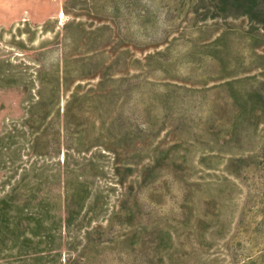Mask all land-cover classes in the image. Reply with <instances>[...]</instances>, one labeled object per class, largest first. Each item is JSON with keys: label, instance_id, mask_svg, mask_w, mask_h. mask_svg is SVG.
<instances>
[{"label": "rangeland", "instance_id": "rangeland-1", "mask_svg": "<svg viewBox=\"0 0 264 264\" xmlns=\"http://www.w3.org/2000/svg\"><path fill=\"white\" fill-rule=\"evenodd\" d=\"M207 2L79 0L64 12V0H0V264H264V30L245 17L198 21ZM101 25L138 60L107 140L186 158L154 186L122 187L96 149L63 161L70 93L50 90L66 73L69 90L98 82L81 74L107 59L92 51ZM88 108L73 104L83 121Z\"/></svg>", "mask_w": 264, "mask_h": 264}, {"label": "trees", "instance_id": "trees-1", "mask_svg": "<svg viewBox=\"0 0 264 264\" xmlns=\"http://www.w3.org/2000/svg\"><path fill=\"white\" fill-rule=\"evenodd\" d=\"M203 1V0H202ZM79 0H64L65 8H75ZM200 3H197L194 7V15L198 21L214 20L222 17H245L251 23H254L264 30V0H208L200 12ZM109 25H101L96 27L95 32L98 34L95 38V45L92 51H94L95 57H97L103 50L107 49V59L104 64L94 66L90 71L83 72L82 77H86L91 80H98L95 85H77L73 90L68 88V74L66 73L65 84L57 86L50 90L52 99H57L59 92L70 93L65 107V115L62 120L60 137L58 144L61 150L64 149V163L68 162L67 153L70 149L78 153H88L92 149L98 150L100 154L104 156H112V166L114 171V177L119 185L125 187L126 185L134 187H149L154 186L158 178V170L161 167L168 166L174 169L172 173H177L178 167L186 163V158L182 156V152H171L169 150L156 147L153 150H136L134 152L126 151L123 148H114L112 146V140H107L104 132H116L119 127V111H114V102L117 100V95H127V91L120 86L121 80H124L125 68L131 64H137L138 60H130L129 51L119 42H112L111 39L99 36L100 33L109 30ZM113 46V47H112ZM112 49V52H109ZM117 75H120L117 77ZM106 79H111V89H105L104 84ZM87 88L86 90H84ZM46 88L39 90L38 104H42L44 101L43 93L46 92ZM73 104H78L80 107L82 104H89L88 114L85 116L86 120L83 121V115L78 112H74ZM109 118V123H108ZM42 122L30 120L29 128L33 132H39ZM84 132H98L89 142L83 141ZM120 138H114V141L119 142ZM38 142L37 138L33 145ZM65 146V147H64ZM36 147V146H35ZM60 150V152H61ZM228 154V153H226ZM66 159V160H65ZM230 161H233L230 158ZM171 173V174H172ZM103 174L100 170L94 174V177H101ZM65 183L69 184V175L66 174ZM86 193V192H85ZM67 201L70 197L69 190L66 189ZM88 197L85 194L83 200ZM83 207L80 206L79 210ZM65 219L67 225L71 224L73 215L69 214ZM131 214H128V216ZM131 216L129 217V219ZM30 236L36 238L50 237L51 232H40L38 229L30 230ZM25 241H30L29 238H24Z\"/></svg>", "mask_w": 264, "mask_h": 264}]
</instances>
